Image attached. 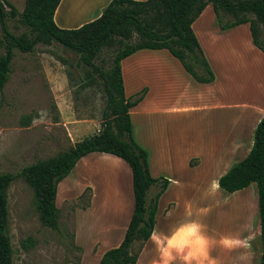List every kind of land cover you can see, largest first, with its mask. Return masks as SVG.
<instances>
[{"label":"crops","instance_id":"crops-1","mask_svg":"<svg viewBox=\"0 0 264 264\" xmlns=\"http://www.w3.org/2000/svg\"><path fill=\"white\" fill-rule=\"evenodd\" d=\"M110 1L60 0L54 21L61 28L79 27L100 16ZM191 27L214 74L211 82L196 81L165 48L139 49L120 62L125 97L145 89L141 100L129 108L133 139L147 152L150 174L168 181L157 200L153 231L135 264H259L257 186V201L240 231L224 232L214 222L223 217L230 219L236 215L232 211L243 213L247 206L241 198L248 195L247 190L254 189L255 183H251L228 192L218 185V179L247 156L256 125L264 116V52L253 43L248 22L221 29L211 4ZM77 127L67 126L69 133ZM182 127L211 130V135L208 140H184L182 132H178ZM95 153L99 155L94 158L125 162L110 153L90 152L79 158L73 167L75 172L86 170L94 161L86 156ZM63 179L57 184L56 206L59 200L72 198L89 185L95 209L100 194L95 183L84 180L70 193L61 195L59 183ZM157 187L151 185L148 194ZM250 194L254 196L255 191ZM236 196L239 199L233 202ZM91 211L84 214L85 219H89ZM93 233L90 234H97L95 230ZM104 237L98 235L95 239L101 245L107 241ZM113 245L106 244L97 252L99 259Z\"/></svg>","mask_w":264,"mask_h":264},{"label":"trees","instance_id":"trees-1","mask_svg":"<svg viewBox=\"0 0 264 264\" xmlns=\"http://www.w3.org/2000/svg\"><path fill=\"white\" fill-rule=\"evenodd\" d=\"M60 0H25L19 11L9 0H0V92L11 71L13 50L31 52L38 43H59L72 51L85 68V85L102 83L105 105L98 132L75 142L67 150L24 166L20 172L0 173V264H13L8 235V188L22 177L33 191L40 222L58 228L55 203L58 182L67 176L79 158L90 152L110 153L123 159L131 170L134 197L133 210L120 243L107 249L100 264H135L143 243L151 236L155 223L157 200L167 186V179L153 177L148 168L147 152L133 139L129 108L141 100L145 89L125 97L121 60L139 49L165 48L198 82H211L214 74L192 30V22L207 4H211L221 29L248 22L253 43L264 52L260 25L264 27V0H111L96 19L76 28H61L54 21ZM7 8V9H6ZM18 16L27 30L12 33L7 18ZM230 21H223L225 17ZM132 39L135 41L131 42ZM114 47L112 64L107 71L98 68L94 59L103 47ZM116 46V47H115ZM97 74L99 79H96ZM27 126L32 116L25 115ZM255 183L258 192L261 257L264 264V116L254 130L253 144L245 158L233 164L218 179V185L234 192ZM151 185L159 190L147 200ZM138 241L136 251L131 248ZM28 249L32 240L22 241Z\"/></svg>","mask_w":264,"mask_h":264},{"label":"rangeland","instance_id":"rangeland-1","mask_svg":"<svg viewBox=\"0 0 264 264\" xmlns=\"http://www.w3.org/2000/svg\"><path fill=\"white\" fill-rule=\"evenodd\" d=\"M10 1L19 11L23 8L24 0ZM230 20L232 18L227 16L223 21ZM6 23L16 35L27 30L20 24L18 16L7 18ZM260 34L264 44L262 25ZM115 50L113 46L103 47L94 59L95 65L107 71ZM3 53L4 48L0 45V55ZM10 68L7 82L0 92V173L16 174L24 166L67 150L72 141L98 132L105 105L103 86L101 82L85 85V68L72 51L56 42L48 45L38 43L31 52L15 48ZM94 75L99 79L97 74ZM25 115L32 116L27 126L22 123ZM70 124L78 125L72 133L67 128ZM178 132H182L184 140H208L211 135V130L202 128L182 127ZM98 155L86 156L93 157L94 161L81 174L73 168L59 183L58 192L61 195L63 192L70 193L84 180H90L100 192L95 209L91 205L93 190L87 185L76 196L58 201L57 229L40 222L33 191L26 181L17 177L11 183L7 191L8 235L13 264H100L97 252H101L106 244L116 246V242L123 238L133 207L130 169L123 161L121 164L118 160L94 158ZM252 185L254 189L247 190L248 195L241 198L242 202H246V210L241 214L232 211L236 215L230 219L223 217L220 222L215 220V227L224 232L240 231V226L244 227L248 219L244 220L257 201L256 184ZM157 188H151L150 194L147 192L148 201L159 186ZM252 190L255 191L254 196L249 195ZM237 199L239 196L233 198V202ZM90 210L87 220L84 214ZM211 225L214 224L211 222ZM93 230L97 233L95 236L91 235ZM98 235L102 238L106 236V243L100 245V241L95 239ZM27 238L32 240V244L24 249L21 243ZM138 246L139 242H134L131 250L136 251Z\"/></svg>","mask_w":264,"mask_h":264},{"label":"bare ground","instance_id":"bare-ground-1","mask_svg":"<svg viewBox=\"0 0 264 264\" xmlns=\"http://www.w3.org/2000/svg\"><path fill=\"white\" fill-rule=\"evenodd\" d=\"M116 164V163H115ZM119 173H120V171H119Z\"/></svg>","mask_w":264,"mask_h":264}]
</instances>
